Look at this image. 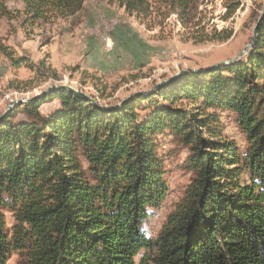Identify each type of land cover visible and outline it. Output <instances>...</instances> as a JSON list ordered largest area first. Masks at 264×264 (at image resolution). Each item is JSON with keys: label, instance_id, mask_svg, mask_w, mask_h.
<instances>
[{"label": "trees", "instance_id": "obj_1", "mask_svg": "<svg viewBox=\"0 0 264 264\" xmlns=\"http://www.w3.org/2000/svg\"><path fill=\"white\" fill-rule=\"evenodd\" d=\"M16 1L21 27L73 16L85 2ZM115 1L128 13L148 8V0ZM6 3L0 0V17L9 15ZM240 4L224 0L223 19ZM221 32V41L231 35ZM0 54L22 61L1 39ZM244 58L182 73L120 105L56 89L5 112L0 264L13 252L19 264H264V13ZM49 98L60 106L42 114L38 106ZM19 108L25 117L15 121ZM219 111L236 116L244 149L223 134ZM164 131L187 148L191 178L151 238L144 225L168 192L157 140ZM5 212L15 221L10 232Z\"/></svg>", "mask_w": 264, "mask_h": 264}, {"label": "rangeland", "instance_id": "obj_2", "mask_svg": "<svg viewBox=\"0 0 264 264\" xmlns=\"http://www.w3.org/2000/svg\"><path fill=\"white\" fill-rule=\"evenodd\" d=\"M223 2L148 0L147 10L136 14L126 12L115 0H86L82 10L73 16H51L45 22L28 21L21 27L24 16L14 11L20 10L21 4L7 0L9 15L0 17V39L22 61L13 64L0 54V117L13 100L31 98L53 84L70 85L93 97L101 106L116 105L131 94L148 92L156 83L177 72H204L216 68L212 67L219 62L230 61L252 40L264 0H241L226 20ZM88 10L93 13V21L101 15L116 16L126 31L124 40L127 41H122L119 49L114 43L110 51L98 44L92 54L79 49L84 42H77V34L86 25ZM222 30L231 31V35L221 41L217 38L225 34ZM135 50L139 55L132 64L127 54ZM246 53L238 60L245 59ZM187 69L191 70L184 71ZM15 106L18 105L12 108ZM59 106V99L49 98L40 103L38 110L46 114ZM218 115L223 134L244 149L245 135L236 123V116L229 111H219ZM24 117L19 108L15 121ZM157 140L158 154L164 159L168 192L144 225L151 238L159 233L191 178V172L183 168L187 148L174 143L168 131L158 134ZM4 219L10 232L15 222L13 215L5 212ZM140 254L142 251L137 259ZM20 262V255L13 252L7 264Z\"/></svg>", "mask_w": 264, "mask_h": 264}, {"label": "water", "instance_id": "obj_3", "mask_svg": "<svg viewBox=\"0 0 264 264\" xmlns=\"http://www.w3.org/2000/svg\"><path fill=\"white\" fill-rule=\"evenodd\" d=\"M263 13H264V5H263V7H262L261 14H260V16L258 17V19H257V21H256V23H255V25H254V27H253V31H252V40H251V41H250V42H249V43H248V44H247V45L241 50L240 54L237 55L235 58L231 59L230 61L219 62V63L215 64L212 68H214V67H218V66H221V65H228V64H231V63L237 61L241 54L246 53L249 49H252V48L255 46V41H256V38H257V28H258V25H259V22H260V20H261V17H262V15H263ZM190 70H191V69H187V70H184V71H190ZM181 73H182V72H177V73L173 74L172 76H170V77H168V78H164V79H162L160 82L156 83V84H155V85H154V86H153L148 92H137V93L131 94V95H129L128 97H126V98H124L123 100H121V101H120L118 104H116V105H120L121 103H123L124 101H126L128 98H130V97H132V96H135V95H138V94H140V93H142V94H143V93L146 94V93L153 92L154 90L158 89V88L161 87L162 85H164V84L170 82L171 80H173L176 76H178V75L181 74ZM56 89H58V90H65V91H68V92L74 93L75 95H78V96L84 97L86 100H89V101H91V102H93V103H97V102H95V100H94L91 96L85 94L84 92H82V91H80V90H78V89H76V88H74V87H72V86H70V85H66V84H53V85H51L49 88H47L46 90H44L43 92H41L40 94L35 95V96L31 97V98H26V99L24 98V99L13 100V101L8 105L6 112H7L8 110H10L14 105H21V104H23V103H27V102H29V101H35V100L38 99L39 97H42V96L46 95L47 93H50V92H52V91H54V90H56ZM104 107H108V106H104ZM1 117H2V116H1ZM1 117H0V118H1Z\"/></svg>", "mask_w": 264, "mask_h": 264}, {"label": "built area", "instance_id": "obj_4", "mask_svg": "<svg viewBox=\"0 0 264 264\" xmlns=\"http://www.w3.org/2000/svg\"><path fill=\"white\" fill-rule=\"evenodd\" d=\"M119 25L120 20L116 16L101 15L93 26L78 32L77 40L83 41L87 37L94 36L99 40L105 51H110L114 46L112 32Z\"/></svg>", "mask_w": 264, "mask_h": 264}, {"label": "crops", "instance_id": "obj_5", "mask_svg": "<svg viewBox=\"0 0 264 264\" xmlns=\"http://www.w3.org/2000/svg\"><path fill=\"white\" fill-rule=\"evenodd\" d=\"M86 1V0H85ZM93 19V13L90 11V10H88L87 12H86V15H85V26H83L80 30H78V32H80L81 30H83V29H85V28H89V27H91V26H93L95 23H96V20L97 19H95L94 21L92 20ZM126 37V31L125 30H123V28L122 27H120V25L119 26H117L116 28H115V30L112 32V39H113V41H114V43H115V46L116 47H118V49H119V44L123 41H127V40H124V39H126L125 38ZM77 40V39H76ZM77 42H78V40H77ZM82 42H84L83 44L81 43V45L79 46V49H81V50H84V51H86V52H89V54H92V53H95V51H96V47H94V46H96L97 44L98 45H101V43L99 42V40L97 39V38H95L94 36L92 37V36H90V37H87V38H85ZM102 46V45H101ZM62 47V46H61ZM102 48H103V46H102ZM104 49V48H103ZM130 53L129 54H127V53H125V54H127V59H129V60H131V63L132 64H134V60L133 59H136L137 58V55H139V54H137V51L135 50V51H129ZM61 53H63V51L61 52ZM131 55V56H130ZM151 56H152V54H150ZM121 56V55H120ZM120 56H118V57H120ZM143 56V55H142ZM126 57V56H125ZM131 57V58H130ZM134 57V58H133ZM118 62V61H117ZM130 62V61H129ZM118 65V64H117Z\"/></svg>", "mask_w": 264, "mask_h": 264}]
</instances>
